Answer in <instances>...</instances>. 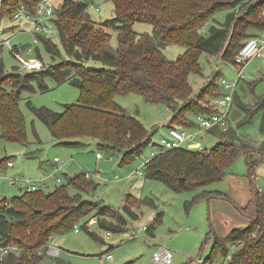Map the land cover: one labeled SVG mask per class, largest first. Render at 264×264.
I'll use <instances>...</instances> for the list:
<instances>
[{
	"label": "trees",
	"instance_id": "1",
	"mask_svg": "<svg viewBox=\"0 0 264 264\" xmlns=\"http://www.w3.org/2000/svg\"><path fill=\"white\" fill-rule=\"evenodd\" d=\"M38 1L1 0L0 21L11 17L20 5L33 14ZM92 1L62 0L55 7L54 22L60 46L52 37L39 36L51 58V63L39 71L7 70L0 46V137L3 140L27 143L26 120L19 99L22 91L46 90L45 79L49 77L58 84L68 82L80 92L77 102L64 104L62 112L28 102L53 137L60 141L77 137L96 139L97 145L109 154H120L119 165L125 164L140 156L149 144H155L152 142L154 131L148 132L138 117L116 101V95L137 93L145 102L164 103L171 111L169 127H196L195 114L214 111L197 101L221 94L220 86L211 80L195 97L191 96L188 76L201 72L200 53L217 55L234 64V55L244 41L264 33V15H261L264 0H111L115 15L104 22L90 17L87 9ZM223 9L233 11L223 23L211 26L208 34H202L206 22ZM134 22L151 24L152 33H138L133 29ZM15 27L1 28L0 33ZM108 28L117 34L115 51L110 49L112 35L107 32ZM169 44L184 46L186 50L168 59L162 49ZM90 59L106 67H89L86 62ZM235 97L236 92L233 101ZM256 112H261L264 120V95L249 117ZM64 143L81 144L79 141ZM262 146L223 139L201 150L168 149L145 165L146 178L160 180L178 192L202 189L221 181L230 173L233 162L244 156L252 184L245 206L237 205L223 192L209 189H203L187 202L190 205L200 196L208 200L223 199L249 219L247 225L233 228L225 237L214 234L203 264H214L233 244L238 248L227 264H264V193L253 183L255 168L264 163ZM8 160V157L0 158V169ZM96 186L92 177L78 172L51 191L38 189L0 198V234L22 249L19 256H7L0 264H38L48 254L50 237L73 229L82 219L96 217L98 227L114 233L124 232L129 221L138 218L131 195L124 197L125 203L119 211L84 196ZM148 203L152 205L150 199ZM160 217L158 213L148 223L145 231L149 235H153V226ZM88 228L85 223L81 225V229ZM89 233L96 236L92 231Z\"/></svg>",
	"mask_w": 264,
	"mask_h": 264
},
{
	"label": "rangeland",
	"instance_id": "2",
	"mask_svg": "<svg viewBox=\"0 0 264 264\" xmlns=\"http://www.w3.org/2000/svg\"><path fill=\"white\" fill-rule=\"evenodd\" d=\"M61 1L50 0V3L57 7ZM91 3L95 6L88 7L87 10L92 20L104 22L115 15L111 0H93ZM231 11L233 10L223 9L215 12L213 18L203 26L202 34H208L211 26L223 23ZM9 18L0 21V29L10 26ZM50 23L53 25L52 21ZM20 26L25 30L24 32L13 34L11 31H15L14 28L4 35L11 37L12 45L25 44L32 40L28 32V24L22 22ZM133 29L138 33L151 34L153 27L148 23L134 22ZM106 30L112 35L110 49L115 51L117 34L111 28ZM52 38L60 46L58 35L54 34ZM39 50L44 64H50V55L42 44H39ZM185 50L184 46L169 44L162 49V52L166 58L174 59ZM1 55L7 70L15 68L22 71L7 46L2 47ZM86 65L93 68L106 67L100 61L92 59L88 60ZM198 66L201 72L190 73L188 76L192 86V97H195L211 80H215V83L219 85L222 77L230 81H234L237 77L236 66L217 55L200 53ZM45 83L48 86L46 90L22 91L19 99V107L26 120L27 143L7 141L0 137V158L8 157L13 162V166L6 169L0 179V198H10L20 193V185H9L6 176L46 178L48 185L44 190L51 191L53 187L66 183L68 177L78 172H85L91 175L97 186L93 192L84 196L122 211L124 197L130 194L133 210L138 213V218L129 221L124 232H111L108 237L106 230L97 225L80 229L78 232L71 229L55 234L49 239V244L57 247L58 252L54 255L49 253L44 255L38 264H158L153 261L152 256L161 246L172 250V264H195L196 259L207 257L215 232L228 223L229 212L226 207L234 208V206L223 199L215 202L216 199L208 200L201 196L196 197L190 205L187 202L193 200L195 195L203 189L223 193L225 191L238 201L240 199L236 196L237 193L248 190L250 196L252 184L247 176L244 156L240 155L233 162L229 168L230 173L221 181L208 184L202 189L174 191L160 180L146 178L145 168H142L143 176L141 177L137 174L128 176L129 172L135 170L142 160L150 157L153 144H149L143 153L132 161L119 165L120 154H109L108 150L97 145L96 139L89 137L70 138L63 141L56 139L47 125L32 112L28 102L37 107L46 106L54 111L62 112L64 104L77 102L80 92L76 86L68 82L58 84L49 77L45 79ZM235 90L237 97L233 101L228 116L227 128L215 127L212 130L197 133L196 140L201 142L203 149L210 148L223 139L237 143L246 142L255 147H261L264 144V120H262L261 112H256L249 117L253 107L264 95V58L254 57L246 61L243 78L238 81ZM214 97L212 94L197 102L213 109ZM115 99L130 114L138 117L148 132L154 131L152 142L158 143L161 137L167 136L171 111L166 104L145 102L137 93L118 94ZM247 119L250 121L244 122ZM189 130L194 132L197 128L193 127ZM73 141H79L81 144L64 143ZM189 150L198 149L189 148ZM55 157L58 158V162H54ZM55 178H59L60 181L57 182ZM253 183L256 189L259 188L260 192L264 193V163L255 168ZM239 186L241 187L238 190ZM149 199L152 205L148 203ZM140 200L143 202L140 208H136ZM158 213L161 217L153 226V235H149L145 230L137 231L140 226L148 225ZM210 229L213 231L210 232ZM133 230L136 231L135 234L132 233ZM89 231L94 232L96 236L92 237ZM109 244H112V247L107 249ZM106 252L112 255V259L101 261L99 255ZM217 259L221 260V255Z\"/></svg>",
	"mask_w": 264,
	"mask_h": 264
},
{
	"label": "built area",
	"instance_id": "3",
	"mask_svg": "<svg viewBox=\"0 0 264 264\" xmlns=\"http://www.w3.org/2000/svg\"><path fill=\"white\" fill-rule=\"evenodd\" d=\"M1 2V0H0ZM95 6L93 3H89V7ZM96 9H98L96 7ZM55 6L50 3V0H39L36 4L35 12L32 14L24 6L20 5L17 11L9 18L11 22L10 25L17 26L13 34L18 32H24L25 30L21 28V23L25 22L28 24V32L32 36V40L29 43L12 45L11 37H5V34L0 33V46H7L15 57L18 67L23 72L39 71L45 67L42 60L41 53L39 50V44H42L39 36H49L52 37L57 34V29L55 26ZM261 15H264V10H262ZM50 21L53 22L51 25ZM50 23V24H49ZM58 35V34H57ZM259 57L264 58V33L247 38L239 50L234 55V65L237 68V77L234 81L227 80L222 77L219 81V86L221 88V94L216 95L213 99V112L211 113H197L194 115V121L196 123L197 131H190L184 127H168L167 136L161 137L158 143L153 145L150 152V157L145 158L139 164V166L130 171L128 176L137 174L138 176H143L142 168L148 163V161L157 156L160 153L165 152L168 149H175L183 147L186 149H203L200 141L196 140L197 133L201 131H207L212 128L218 127L226 129L229 121L228 116L233 104V97L236 89V85L239 80L243 78V68L247 60ZM21 71V72H22ZM100 157V154H97ZM54 162H58V158H54ZM13 166L12 160H8L6 166L0 169V179L5 174V170ZM90 174L86 173L87 177H91ZM6 180L9 185H20V192L24 191H34L38 189H45L47 187L46 178L31 179L25 178L22 175L16 176H6ZM57 182L60 181L59 178H55ZM259 190V188H258ZM85 223L88 227L97 224L96 217H90L88 219H82L73 228L75 232L81 229V225ZM147 225L140 226L137 231L146 230ZM133 234L136 233L135 230L132 231ZM111 231L106 230V236H110ZM51 238V237H50ZM238 248V245L233 244L229 247V250L225 255L221 257V260H217L214 264H227L232 258V254ZM58 252L57 247H53L47 244V253L54 255ZM22 253V249L19 245L7 242L6 238L0 234V260H3L7 256H19ZM99 258L101 261L112 259L110 253L100 254ZM153 261L158 264H172V250L166 246H161L158 250L153 253ZM204 259H196L195 264H203Z\"/></svg>",
	"mask_w": 264,
	"mask_h": 264
},
{
	"label": "crops",
	"instance_id": "4",
	"mask_svg": "<svg viewBox=\"0 0 264 264\" xmlns=\"http://www.w3.org/2000/svg\"><path fill=\"white\" fill-rule=\"evenodd\" d=\"M168 127L169 126L167 125V128ZM47 185H48V183H47ZM240 187L241 186H239L238 190L240 189ZM234 188L236 189V187H234ZM224 193L226 195H228L239 206H245L248 203L249 198H250V196L248 195L249 194L248 190L246 192L244 191L243 193H241V192L240 193H237L236 196L240 199V201H238L237 198L230 196L229 193H226L225 191H224ZM214 199H216L215 202L217 200H219V198H214ZM226 209L229 212L228 213V219H227L228 223L225 224V225H223V226H221L219 231H216V230H215L216 232L214 231L215 234L217 236H219V237H225L233 228L238 227V226H245L249 222V219L247 217H245L244 215L240 214L236 209L234 210V208H231V207L230 208L229 207H226Z\"/></svg>",
	"mask_w": 264,
	"mask_h": 264
},
{
	"label": "water",
	"instance_id": "5",
	"mask_svg": "<svg viewBox=\"0 0 264 264\" xmlns=\"http://www.w3.org/2000/svg\"><path fill=\"white\" fill-rule=\"evenodd\" d=\"M111 245H112V244H109L108 247H107V249H109V248L111 247Z\"/></svg>",
	"mask_w": 264,
	"mask_h": 264
}]
</instances>
